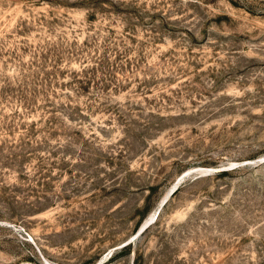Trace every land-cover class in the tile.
<instances>
[{
  "label": "rangeland",
  "instance_id": "obj_1",
  "mask_svg": "<svg viewBox=\"0 0 264 264\" xmlns=\"http://www.w3.org/2000/svg\"><path fill=\"white\" fill-rule=\"evenodd\" d=\"M76 1L0 0V264H264V0Z\"/></svg>",
  "mask_w": 264,
  "mask_h": 264
},
{
  "label": "trees",
  "instance_id": "obj_2",
  "mask_svg": "<svg viewBox=\"0 0 264 264\" xmlns=\"http://www.w3.org/2000/svg\"><path fill=\"white\" fill-rule=\"evenodd\" d=\"M76 3L78 4H81L82 6H85L87 8V11L89 13V17L91 16H94L96 11H98L100 8H101V5L103 4H106V3H103L101 0H77ZM119 5L120 4H116L115 3H112L109 1V4L108 6H115L114 8H119ZM109 8V7H108ZM80 71L81 72H86V67L85 65L82 66V68H80ZM87 82L89 81V79H84V82ZM82 83H83V79H76L74 84H78V86H82ZM224 170H222L220 173H223Z\"/></svg>",
  "mask_w": 264,
  "mask_h": 264
},
{
  "label": "water",
  "instance_id": "obj_3",
  "mask_svg": "<svg viewBox=\"0 0 264 264\" xmlns=\"http://www.w3.org/2000/svg\"><path fill=\"white\" fill-rule=\"evenodd\" d=\"M260 160L262 161V160H264V157H261L260 158ZM226 167H223V166H221V167H196V168H192V169H190L189 171H195L196 172V174H195V176L197 177V176H202V175H206V174H209L210 172H212V171H218V170H223V169H225ZM176 188V187H175ZM175 188H173L171 191H170V193L175 189ZM167 199V196H164V197H162L161 199H160V204H162V203H164L165 202V200ZM96 264H99V262H97Z\"/></svg>",
  "mask_w": 264,
  "mask_h": 264
},
{
  "label": "bare ground",
  "instance_id": "obj_4",
  "mask_svg": "<svg viewBox=\"0 0 264 264\" xmlns=\"http://www.w3.org/2000/svg\"><path fill=\"white\" fill-rule=\"evenodd\" d=\"M184 174H186V173H184ZM180 178H181V176L176 180V181H174L168 188H167V190L164 192V194H163V196L162 197H164V196H167V198L169 197V195L177 188V186H178V184L181 182L180 181ZM180 181V182H179ZM176 187V188H175ZM173 188H175L171 193H170V191L173 189ZM175 192V191H174ZM161 203V202H160ZM158 207L159 206H157L156 207V209H155V211H154V216H155V214H156V211H157V209H158ZM160 210V209H159ZM148 218H150V217H148ZM151 218H153L152 216H151ZM149 220V219H148ZM151 220V219H150Z\"/></svg>",
  "mask_w": 264,
  "mask_h": 264
}]
</instances>
